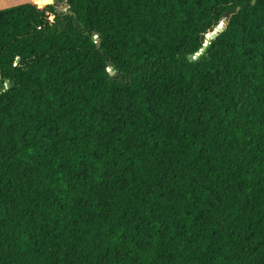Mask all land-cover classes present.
Returning a JSON list of instances; mask_svg holds the SVG:
<instances>
[{
	"label": "trees",
	"instance_id": "1",
	"mask_svg": "<svg viewBox=\"0 0 264 264\" xmlns=\"http://www.w3.org/2000/svg\"><path fill=\"white\" fill-rule=\"evenodd\" d=\"M47 1L0 11V264H264V0Z\"/></svg>",
	"mask_w": 264,
	"mask_h": 264
},
{
	"label": "water",
	"instance_id": "2",
	"mask_svg": "<svg viewBox=\"0 0 264 264\" xmlns=\"http://www.w3.org/2000/svg\"><path fill=\"white\" fill-rule=\"evenodd\" d=\"M56 1H57V0H50V1H47V2H45V3H41V4H42L43 6H49V5H53V4H55ZM68 8H69V6H68L67 4H65V5H63V6H60V7L58 8V11H60V12H64V11H66ZM229 19H230V16L226 15L225 18L222 20L221 24L216 28L217 31L211 33L210 41H207V38H206V41H205L204 45L202 46L201 50H200L199 52H197L195 56L190 57V60H191V61H196V60H198L199 57L205 53V51H206L207 47L210 45L211 41H212V40H215V39L219 36V34L223 33V32L226 30V28H227V26H228V20H229ZM95 42H96V44H97V47H99V46H100V40H99L98 38H96ZM17 63H18V61H17ZM114 73H115V72L110 71V74H111V75H113Z\"/></svg>",
	"mask_w": 264,
	"mask_h": 264
},
{
	"label": "rangeland",
	"instance_id": "3",
	"mask_svg": "<svg viewBox=\"0 0 264 264\" xmlns=\"http://www.w3.org/2000/svg\"><path fill=\"white\" fill-rule=\"evenodd\" d=\"M31 2H36V0H14L12 3H7V4H1V7L2 6H7L8 9L9 8H13V7H16V6H20V5H24V4H27V3H31ZM0 11H3V10H0ZM53 18L50 17V20H52ZM207 38V37H206ZM208 39V38H207ZM208 41V40H207Z\"/></svg>",
	"mask_w": 264,
	"mask_h": 264
},
{
	"label": "crops",
	"instance_id": "4",
	"mask_svg": "<svg viewBox=\"0 0 264 264\" xmlns=\"http://www.w3.org/2000/svg\"><path fill=\"white\" fill-rule=\"evenodd\" d=\"M14 0H0V10H6L8 9L7 6H2L1 4H7V3H12ZM10 9V8H9Z\"/></svg>",
	"mask_w": 264,
	"mask_h": 264
},
{
	"label": "snow or ice",
	"instance_id": "5",
	"mask_svg": "<svg viewBox=\"0 0 264 264\" xmlns=\"http://www.w3.org/2000/svg\"><path fill=\"white\" fill-rule=\"evenodd\" d=\"M37 3H39V0H36Z\"/></svg>",
	"mask_w": 264,
	"mask_h": 264
}]
</instances>
